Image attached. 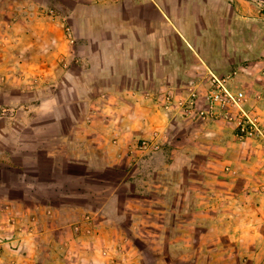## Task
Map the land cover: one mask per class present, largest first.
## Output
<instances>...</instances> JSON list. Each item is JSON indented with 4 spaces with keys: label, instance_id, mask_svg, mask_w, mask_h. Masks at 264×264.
<instances>
[{
    "label": "rangeland",
    "instance_id": "374dc122",
    "mask_svg": "<svg viewBox=\"0 0 264 264\" xmlns=\"http://www.w3.org/2000/svg\"><path fill=\"white\" fill-rule=\"evenodd\" d=\"M139 1L0 0V14L35 15L42 28L29 56V43L17 35L25 24L13 25V35L0 24V90L10 82L18 87L10 104L0 94V149L32 139L57 149L56 181L64 180V149L74 157L84 151L93 165L105 151L118 159L91 169L83 183L47 188L43 178L29 188L41 201L23 200L21 185L0 186L7 193L0 201V264H71L78 250L69 241H96L100 228L107 260L91 257L89 264H264V215L252 216L246 230L240 214L264 207V200L242 197L247 188L264 194V145L239 137L235 107L211 112L206 102L213 75L226 77L244 91L246 112L264 123V0H169L218 11L211 24L200 17L190 39L137 21L131 13ZM9 45L20 47L15 55ZM35 85L55 89L56 121L50 113L27 115V91ZM136 121L143 136H122ZM32 122L35 136L7 130ZM65 130L68 140L60 137ZM71 170L80 174L82 166ZM60 189L70 196L58 199ZM233 210L236 227L213 226ZM34 241L41 243L35 256Z\"/></svg>",
    "mask_w": 264,
    "mask_h": 264
},
{
    "label": "crops",
    "instance_id": "0c3cea01",
    "mask_svg": "<svg viewBox=\"0 0 264 264\" xmlns=\"http://www.w3.org/2000/svg\"><path fill=\"white\" fill-rule=\"evenodd\" d=\"M8 8V7H7ZM6 8V9H7ZM135 10L131 13L132 16H135L137 18V21H139L142 24H146L147 27L153 28V25L161 24V26L166 27L167 29L170 28V30L178 37V38H184V39H190L191 38V33L189 32V29L193 28L192 26H195L196 24H201L200 23V17H208V19H205L207 23L211 24L210 21V15H216L217 12L216 10H210L207 7L203 5V3H197L195 1H189V4L185 5L184 3H180L179 1H175L173 3L169 2V0H143L142 2L139 1L137 4V7L134 8ZM4 15L0 14V24H5L7 25L4 29L6 34L13 35L16 33L15 31L11 32L9 31L10 28L17 25L25 24V29L23 31H20L17 35H20V40L26 41L28 44L26 47L27 48V53L26 55L32 56L35 53V50L37 49V44L33 41L35 39V34H41L42 28L40 26L41 24V18L37 17L35 15L29 16L28 19L25 16L22 15H15L11 14L10 10H3ZM162 30V27H161ZM9 31V32H8ZM1 35V32H0ZM180 37H179V36ZM147 39H154L153 36H148ZM11 49L10 54L15 55L17 53V49L20 47H11L12 45H9ZM5 54V51L1 52L0 51V57ZM1 67V66H0ZM263 71H264V67ZM264 73V72H263ZM45 88L47 90H45ZM0 94L2 96H6L8 100L6 103H12V99L15 98L13 95L14 92L18 89L15 83L10 82L9 85H4L3 88H1ZM54 88H48L46 86H34V89L32 91H27L28 95V104L32 105L31 108V113H27V115L31 114L33 117V120H35L37 117H40L43 114L50 113L52 116V119L56 121L59 117L56 111L57 104H58V97L57 94L54 92ZM132 96V94H131ZM137 97L136 95H133ZM16 101V100H14ZM147 108V107H146ZM137 110V108H136ZM137 113V111H136ZM72 117L71 114L68 115L67 119H70ZM137 117V116H136ZM137 121L135 124L130 125L128 132L127 128L124 130V133L122 136H130L131 139L134 138H139L143 136V132H140V127L141 125H138ZM140 123V122H139ZM137 125V126H136ZM36 124L32 122L30 128H19V129H14L13 127H10L7 129L11 133L14 132V130H17V132L20 134H28V135H37V129H36ZM124 128V127H123ZM153 128L151 131L149 130L148 133L151 134L153 132ZM69 133L67 130L61 133V138L68 140L69 138ZM118 140L122 141V137H120V134H118ZM133 136V137H132ZM134 140V139H132ZM131 140V142H132ZM31 142L34 144L32 147H30ZM36 139L32 140H23L18 142V146L16 147H9L8 149H0V186L7 191V189L11 188L13 185L18 184L21 185V192L23 193V200H36V201H41V198L38 197L36 194L30 192L29 188L30 186H37L40 187L41 181L44 178V180L48 183L45 184L47 188L50 187L51 184H55L58 188H61L67 182H81L83 183V180L85 178L89 177L90 170L95 169V168H106L108 165L113 164L118 162V159L114 157L113 151H105L103 153V156H101L102 160L97 164L93 165L91 161L90 156H87V153L84 151L79 154L80 156L74 157L73 152H69L68 150H62L60 151V155L63 157L61 160L60 165L64 166V180L56 181L55 175H56V169L59 166L60 160H57V154L58 151L57 149H43L40 148L39 146H35ZM128 141H125V144H121V150L124 149L126 150V144ZM44 153V156H43ZM112 155V156H111ZM100 160V159H99ZM82 166L81 173H77L76 171H70V168H74L78 165ZM42 168H47V173L46 175L42 174ZM33 170V173L30 174V170ZM5 171H10L14 173L13 178H4V172ZM248 185H251V183H255V181L250 180L248 178ZM264 183V181H261V183ZM61 186V187H60ZM61 190V189H60ZM262 193L260 194H253L251 192V188H247V191H245L242 194V197L245 200H248L249 202L254 201V200H264V197H262ZM63 197H68L70 196V192L67 191H59L58 194V199ZM7 197V193H1L0 194V201L4 200ZM27 198V199H26ZM46 205H50L48 202H46ZM255 207V208H254ZM253 209H246V211L241 212L240 214L242 216H245L246 219L243 220V224L245 223L248 230L250 226L253 224L255 221L254 219H251L252 216L261 218L263 214L264 207L262 206V203H260L259 206H256L254 204L252 206ZM245 210V209H244ZM259 210V211H256ZM233 213H228L226 216H232L233 214H236V210L232 211ZM253 212V213H251ZM259 213V215H256V213ZM184 214V213H182ZM215 214H218L220 216V213L217 212ZM217 215V216H218ZM216 216V217H217ZM222 217V216H221ZM224 217V215H223ZM231 218V217H230ZM237 220L227 219L224 218V220L221 221H216V223L213 225L218 229V226L221 225V227L225 224V229L229 230L233 227H236ZM237 229V228H236ZM58 230V229H57ZM98 234L96 236L97 240L90 242V240L87 239H80V241L72 240L69 241L68 247L71 249H77V252L71 253V256H69L68 261L71 264H89L90 263V258L92 257L93 259L95 258L97 260V263H104L107 259L106 256H103L101 253L102 251H105L102 247L103 244L105 243V240L102 238V228L98 229ZM102 236V237H101ZM54 245V248H56V243L55 241L52 242ZM41 243L38 241H34V243L31 245L33 249H35L34 254H36L37 248L39 247ZM94 247H96L97 253L96 256L94 257ZM92 249V251L89 250ZM103 249V250H101ZM106 253V252H105ZM98 254V255H97ZM35 256V255H34ZM35 261L37 260L34 258ZM28 262L33 261L32 258H27ZM34 261V262H35Z\"/></svg>",
    "mask_w": 264,
    "mask_h": 264
},
{
    "label": "built area",
    "instance_id": "2783aa9c",
    "mask_svg": "<svg viewBox=\"0 0 264 264\" xmlns=\"http://www.w3.org/2000/svg\"><path fill=\"white\" fill-rule=\"evenodd\" d=\"M228 78L213 75L211 87L206 96L211 112L224 109L226 106L235 107L239 114L237 122L238 134L241 138H254L264 145V123L258 117L250 115L244 108L245 93L243 90H234ZM264 100V95L262 96ZM145 143V141H143Z\"/></svg>",
    "mask_w": 264,
    "mask_h": 264
}]
</instances>
